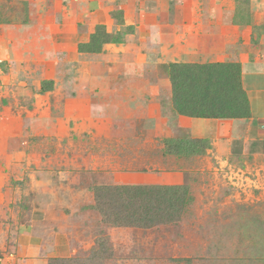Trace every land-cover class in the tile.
I'll use <instances>...</instances> for the list:
<instances>
[{"label": "rangeland", "instance_id": "1", "mask_svg": "<svg viewBox=\"0 0 264 264\" xmlns=\"http://www.w3.org/2000/svg\"><path fill=\"white\" fill-rule=\"evenodd\" d=\"M250 3L231 5L243 18L254 16L250 5L264 17V0ZM10 11L18 15L19 5L11 3ZM46 21L28 29L24 43L5 44L9 52L0 48V208L11 227L34 222L38 240L56 244L58 257L84 264H264V142L259 148L237 139L224 160L210 152L166 164L169 171L181 167L180 184L189 189L179 220L150 228L104 223L93 208L97 187L124 183L136 171H167L160 169L164 149L133 135L148 119L144 107L152 97L141 71L151 70L130 69L134 54L114 60L118 50L110 49L102 56L108 43L121 42L81 50L98 24L87 42L72 47L54 39L60 31ZM106 30L115 39L134 32ZM8 238L10 247L21 243L15 234ZM182 258L192 262L176 261Z\"/></svg>", "mask_w": 264, "mask_h": 264}, {"label": "crops", "instance_id": "2", "mask_svg": "<svg viewBox=\"0 0 264 264\" xmlns=\"http://www.w3.org/2000/svg\"><path fill=\"white\" fill-rule=\"evenodd\" d=\"M232 1L0 0V48L4 47L3 53H7L9 48L5 44H11V48L24 43V33L35 28L43 17L50 18V23L46 21V24L51 30L55 27L60 31L53 38L63 43L70 42L72 47L87 42L97 24L105 25L110 32L132 26L134 32L126 36L125 42L118 45L108 43L102 56L107 58L110 49L118 50V55L114 52V60L134 54L133 62L126 64L130 69L151 70L147 74L141 71L144 91L152 97L147 99L146 107L143 104L148 119L143 131H136L133 135L143 142L156 143L163 149L166 138H208L212 141V148L207 153L211 152L216 159L222 156L220 160H224L223 155L231 152L237 139L246 146L257 142L259 148L264 142V17H259V11L250 5L254 16L251 14L252 20L248 23L240 13H236L237 6L231 5ZM13 2L19 5L20 10L14 16L10 11ZM53 4L59 8H54ZM260 5L258 1L257 6ZM73 8H76L75 13L69 12ZM119 10L123 11L124 23H119L111 15L112 11ZM11 27L15 30L12 37L8 35ZM179 62L241 63L251 117L201 118L178 113L173 104L172 84L166 75V65ZM165 154L164 165L160 167L167 170L162 172L163 175L136 171L120 184H180L184 177L181 167H176L177 171H169L166 164L171 165L179 158L188 157ZM1 210L0 264H47L49 258L58 256L60 249L56 244L38 240L36 233L40 228L36 231L34 222L21 221L12 228L10 214ZM10 233L15 234L16 240L20 239L21 243L10 247ZM24 241L28 243L23 244Z\"/></svg>", "mask_w": 264, "mask_h": 264}, {"label": "trees", "instance_id": "3", "mask_svg": "<svg viewBox=\"0 0 264 264\" xmlns=\"http://www.w3.org/2000/svg\"><path fill=\"white\" fill-rule=\"evenodd\" d=\"M237 7V12L239 13ZM112 15L124 23L123 11ZM251 22L247 12L244 17ZM132 27V26H130ZM133 28V27H132ZM115 39L105 25H98L91 41L81 43V50L101 51L107 42L124 43L126 33ZM170 80L175 110L183 115L201 118H249L250 100L243 86L242 64L239 62L171 63ZM164 151L182 157L206 154L212 148L208 138H166ZM96 204L104 223L115 227L150 228L179 220L190 203L186 185L115 184L96 188ZM104 241L96 245L103 253ZM176 261L192 262L191 258ZM48 264H84L74 258L51 257Z\"/></svg>", "mask_w": 264, "mask_h": 264}]
</instances>
